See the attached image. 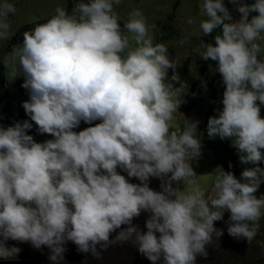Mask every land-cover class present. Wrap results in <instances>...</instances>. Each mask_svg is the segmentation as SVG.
<instances>
[{"label": "clouds", "instance_id": "9594fccd", "mask_svg": "<svg viewBox=\"0 0 264 264\" xmlns=\"http://www.w3.org/2000/svg\"><path fill=\"white\" fill-rule=\"evenodd\" d=\"M120 2L79 0L72 15L57 7L54 16L35 23L23 33L22 45L13 48L29 94L22 107L30 120L0 126L2 259L20 251L7 246L15 240L37 249L46 246L48 258L61 264L64 245L71 241L97 260L110 245L133 243L152 264H195L198 254H206L216 234L214 222L225 211L230 212V236L251 244L257 234L264 209V196L255 195L264 183L259 166L264 161V118L257 103L264 104V60L259 58L264 0H229L239 19L224 0H203V35L217 28L221 32L215 44L197 54L218 62L226 86L223 109L209 118L207 134L231 139L240 162L254 165L240 179L223 170L214 194L198 186L191 191L173 187L180 181L196 184L188 161L201 154L195 135L199 121L187 119L182 132L170 131L177 108L173 97L187 84L176 72L165 84L168 69L176 68L166 46L153 45L138 9L129 13L122 31L114 14ZM15 11L14 3L0 2V40L10 38L8 17ZM124 32L134 34L135 47ZM3 63L8 65L7 57ZM12 74L17 76L15 67ZM81 121L101 122L74 131ZM32 122L39 134L53 138L36 142L28 134ZM118 168L140 183L129 182ZM153 177L161 180V191L149 187ZM142 211L150 214L146 232L133 225Z\"/></svg>", "mask_w": 264, "mask_h": 264}, {"label": "rangeland", "instance_id": "374dc122", "mask_svg": "<svg viewBox=\"0 0 264 264\" xmlns=\"http://www.w3.org/2000/svg\"><path fill=\"white\" fill-rule=\"evenodd\" d=\"M9 2L14 3L16 8L15 14H9L8 17L11 24L10 38L0 40V126L5 128L14 125L17 121L30 120L22 107L23 102L29 99V94L22 87L24 77L13 55V48L22 45L23 33L34 28L35 23L47 22L54 16L57 7L64 8L69 15H72L74 5L79 0H9ZM241 3L246 4L243 1ZM202 5L203 0H121L118 6H114V14L123 31L124 24L131 19L129 13L133 9L140 10L148 26V36L152 39L153 45L163 43L167 48L168 59L176 67L168 69L165 84L171 83L170 79L174 72L178 73L181 81L187 84V88L173 97L177 108L172 114L170 131L182 132L187 119L198 120L199 125L195 135L201 142V154L191 157L188 161L197 174L196 184L185 185L183 181H180L178 184L174 182L173 187L179 186L185 191H191L193 187L198 186L206 193L214 194V182L223 170L233 173L240 179L243 170L254 165L240 162V154L233 146L231 139L222 140L219 136L209 138L207 134L209 118L218 117L223 109L222 99L226 86L222 75L217 71L218 62L211 59L204 60L197 54L198 51L204 50L207 44H215L214 37L217 35V31L207 36L203 35L200 23L207 17ZM230 11L234 19H239L240 14L232 4ZM189 19L193 23L190 24ZM124 34L129 36L132 46L135 47L134 34L127 32ZM260 43L264 49V40ZM5 57L8 58L7 66L3 63ZM259 58L264 60V51ZM202 66L205 68L203 73H200ZM13 67L17 69L15 77L12 74ZM199 77L200 86L193 91L191 82ZM179 86L175 84V87ZM193 93L196 95L195 100L192 99ZM262 107L260 115L264 118V104ZM100 122L94 121L92 125H89L81 121L74 131L79 132ZM32 123L33 127L28 134L32 135L36 142L53 138L49 134H39L38 126ZM229 163L232 164L231 168ZM259 166L264 168V161H261ZM117 170L129 179V182L140 183L136 178L127 177V173L122 169ZM149 187L161 191V180L150 178ZM255 195L257 198L264 196V183H261ZM261 212L257 234L249 244L245 238L237 239L228 234L230 212L225 211L223 219L214 222L217 230L211 242L206 245V254H198L195 264H264V209ZM149 215L148 212L142 211L139 217L133 219V225L137 227L138 232L147 231L145 223ZM120 230L117 229L116 232L111 233L110 240H114ZM219 231L223 232L221 236L218 235ZM7 246L18 248L20 251L9 259L0 258V264H53L48 258L50 253L46 246L37 249L30 242L15 240H8ZM64 247L61 264H152L133 243L122 246L110 245L103 253L102 260L93 258L91 253L78 251V247L71 241H67ZM99 247L97 245L98 250ZM158 264H163V260Z\"/></svg>", "mask_w": 264, "mask_h": 264}, {"label": "trees", "instance_id": "16d2710c", "mask_svg": "<svg viewBox=\"0 0 264 264\" xmlns=\"http://www.w3.org/2000/svg\"><path fill=\"white\" fill-rule=\"evenodd\" d=\"M241 1L245 2L246 4L254 3V0H241ZM224 3H225V5H226V7H228L229 10H231V4L229 3V0H224ZM255 14H257V13H252L251 15H255ZM214 31H217V34H220L221 29H220V28H217V29H215ZM204 68H205V67L202 66V68H201V70H200V73H203ZM199 86H200V77L197 78L196 80H193V81L191 82V89H192L193 91H195V90H197V89L199 88ZM225 88H226V87H225ZM211 90L213 91V89H211ZM195 98H196V95H195V93H193V95H192V99L195 100ZM257 103L259 104L260 109L263 110L262 104H260L259 101H258Z\"/></svg>", "mask_w": 264, "mask_h": 264}]
</instances>
